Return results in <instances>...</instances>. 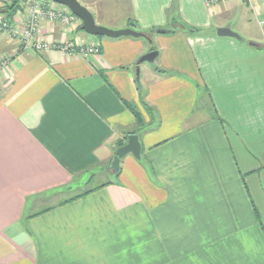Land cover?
Masks as SVG:
<instances>
[{
  "label": "crops",
  "instance_id": "1",
  "mask_svg": "<svg viewBox=\"0 0 264 264\" xmlns=\"http://www.w3.org/2000/svg\"><path fill=\"white\" fill-rule=\"evenodd\" d=\"M92 9L148 39L40 23L39 39L97 43L85 58L0 33V264H264V0ZM129 133L140 156L116 177Z\"/></svg>",
  "mask_w": 264,
  "mask_h": 264
},
{
  "label": "built area",
  "instance_id": "2",
  "mask_svg": "<svg viewBox=\"0 0 264 264\" xmlns=\"http://www.w3.org/2000/svg\"><path fill=\"white\" fill-rule=\"evenodd\" d=\"M13 1L0 0V7L10 5ZM215 1L217 0H207V3ZM77 19L78 17L72 14L65 6L52 0H20V9L10 19L0 14V33L13 37L17 44L16 47L20 49L43 51L48 48H56L67 54L79 52L85 58L98 54L100 47L97 43L77 44L72 41L54 43L47 39L37 38L40 23L43 20L49 23L60 20L72 25ZM258 23L264 29V16ZM6 64L7 58L0 57V71L4 69Z\"/></svg>",
  "mask_w": 264,
  "mask_h": 264
},
{
  "label": "water",
  "instance_id": "3",
  "mask_svg": "<svg viewBox=\"0 0 264 264\" xmlns=\"http://www.w3.org/2000/svg\"><path fill=\"white\" fill-rule=\"evenodd\" d=\"M53 2L65 6L72 14L80 19L81 22V29L93 36H105L111 38H117L121 36H131V37H143L147 38V34L142 31H137L131 28H121V29H111L96 23L93 14L78 0H52ZM159 33H166L169 32L165 29H157ZM216 34L218 36H228L232 38L239 39L240 36L235 31L231 30L228 27H219L216 29ZM148 39V38H147ZM250 45L254 43L250 42ZM158 55V51L151 50L144 55L140 56L136 62V69H135V80L139 81L138 71H139V64L142 62H152ZM127 154L133 155L135 158H139L140 156V142L138 139L137 134L131 133L128 134L126 137V142L118 147L111 160L110 169L111 172H116L119 167V161L122 157Z\"/></svg>",
  "mask_w": 264,
  "mask_h": 264
},
{
  "label": "trees",
  "instance_id": "4",
  "mask_svg": "<svg viewBox=\"0 0 264 264\" xmlns=\"http://www.w3.org/2000/svg\"><path fill=\"white\" fill-rule=\"evenodd\" d=\"M20 9V0H14L10 5H5L3 7H0V14H3L6 18L10 19L15 12H17L18 10ZM129 25L131 26H135V24L133 23H129ZM81 25L79 24L77 29L81 30ZM181 27H183V29H185L187 32L189 33H192V34H201V33H204L205 31L201 28H194V27H190V26H187V25H184V23L180 25ZM156 29H152V31H155ZM151 32V31H150ZM148 33V32H147ZM135 117L137 119V122H140V119L138 118L137 114L135 113ZM131 134V133H129ZM127 137V135H125L124 139ZM124 144L123 141L121 140H118L115 145H114V150H116L118 147L122 146ZM119 170H120V167H118L117 171L114 172V176H118V173H119ZM90 190H87L79 195H75L69 199H66V200H63L62 203L64 202H67V201H70L71 199H74V198H77L79 196H81L82 194H85L87 192H89Z\"/></svg>",
  "mask_w": 264,
  "mask_h": 264
},
{
  "label": "rangeland",
  "instance_id": "5",
  "mask_svg": "<svg viewBox=\"0 0 264 264\" xmlns=\"http://www.w3.org/2000/svg\"><path fill=\"white\" fill-rule=\"evenodd\" d=\"M82 5H84L85 3L82 1V0H78ZM87 3H89V4H91V5H84L89 11L91 10V11H93V9H92V5H93V7L95 6V5H101L102 3H105V0H85ZM110 1V0H109ZM113 2H114V4H120L121 3V0H112ZM105 9V8H104ZM115 13H116V11H117V9L115 8ZM100 17V16H99ZM44 21V20H43ZM45 22H47V21H45ZM49 23V22H48ZM75 23H77L76 25H75ZM81 22H80V19L78 18L77 20H76V22H74L72 25H69L68 23H64L63 21H60V20H56V21H53L52 23H50V24H52L53 26L55 25V26H58L59 27V25L61 26V27H63V28H67V27H69V26H73V25H75L76 26V28L78 27V25L80 24ZM81 25V24H80ZM54 26V27H55ZM53 27V28H54ZM5 34V33H4ZM6 36L8 37L7 38V42L8 43H12L11 44V46L12 47H16V43H15V39L13 38V37H11V36H9V35H7L6 34ZM10 45V44H9ZM17 48V47H16ZM158 60H159V58H156L154 61H152V62H149L148 64L149 65H151V66H153V67H155V66H157L158 65ZM95 184H93L92 186H94ZM61 197H64L62 194H61Z\"/></svg>",
  "mask_w": 264,
  "mask_h": 264
}]
</instances>
